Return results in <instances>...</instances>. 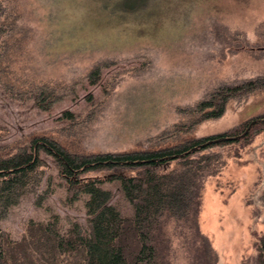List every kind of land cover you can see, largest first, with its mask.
Masks as SVG:
<instances>
[{
    "label": "rangeland",
    "instance_id": "374dc122",
    "mask_svg": "<svg viewBox=\"0 0 264 264\" xmlns=\"http://www.w3.org/2000/svg\"><path fill=\"white\" fill-rule=\"evenodd\" d=\"M1 25L12 35L10 69L18 77L79 81L97 62L118 61L102 71L103 79H117L106 109L98 121L78 129L54 121L61 109L78 108L75 99L44 112L5 93L0 81V135L8 150L34 134L52 135L81 153L134 149L178 119L176 106L196 102L221 83L264 75V57L233 52L217 35L225 27L255 41L264 32V0H0ZM101 89L85 80L75 97L82 101ZM136 91L137 107L129 112L127 101ZM263 112L264 91L232 104L197 134L218 133ZM221 151L229 164L207 183L200 225L219 252V264H244L255 251L253 230H264V133L240 158L231 155L233 148ZM119 184L103 186L112 189L113 203L126 215L130 205ZM36 197L25 196L0 220L13 238L28 220H45L52 211L83 217L88 195L71 207L62 203L64 189L42 206Z\"/></svg>",
    "mask_w": 264,
    "mask_h": 264
},
{
    "label": "trees",
    "instance_id": "16d2710c",
    "mask_svg": "<svg viewBox=\"0 0 264 264\" xmlns=\"http://www.w3.org/2000/svg\"><path fill=\"white\" fill-rule=\"evenodd\" d=\"M8 30L0 26L5 93L44 112L75 99L76 110L63 108L54 118L63 129L98 121L117 83L115 76L103 79L102 71L118 61L97 62L79 81L18 77L10 69ZM217 35L233 52L264 57V32L255 41L225 27L217 28ZM85 80L102 89L81 101L75 96ZM262 91L264 75L221 83L196 102L176 106L178 119L145 145L124 151L81 153L48 134L31 135L8 150L0 135V220L29 194L42 206L64 189L62 203L70 207L88 195L81 218L52 211L45 220H28L16 239L0 226V264H219V252L200 225L206 186L228 167L221 149L233 148L231 155L240 158L264 133V112L218 133L198 135L197 129ZM139 93L129 95V112L137 107ZM116 181L130 205L126 215L113 203L112 189L103 186ZM260 201L264 206V189ZM253 232L255 251L244 264H264V230Z\"/></svg>",
    "mask_w": 264,
    "mask_h": 264
}]
</instances>
